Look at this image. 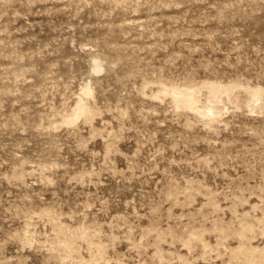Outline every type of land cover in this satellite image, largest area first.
<instances>
[{
    "label": "rangeland",
    "instance_id": "374dc122",
    "mask_svg": "<svg viewBox=\"0 0 264 264\" xmlns=\"http://www.w3.org/2000/svg\"><path fill=\"white\" fill-rule=\"evenodd\" d=\"M0 264H264V0H0Z\"/></svg>",
    "mask_w": 264,
    "mask_h": 264
}]
</instances>
